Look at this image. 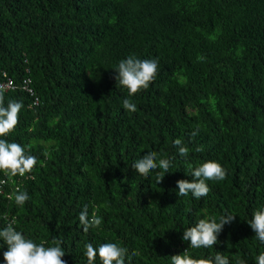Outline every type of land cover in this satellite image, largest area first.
Here are the masks:
<instances>
[{
    "label": "trees",
    "instance_id": "trees-1",
    "mask_svg": "<svg viewBox=\"0 0 264 264\" xmlns=\"http://www.w3.org/2000/svg\"><path fill=\"white\" fill-rule=\"evenodd\" d=\"M130 55L159 61L155 81L132 97L115 79ZM5 74L15 84L5 105L24 107L0 138L30 147L38 164L12 180L0 172V229L15 219L36 243L62 240L67 264H87L85 244L106 242L139 250L133 264H172L189 247L184 229L234 214L215 246L188 251L256 264L264 244L248 222L264 209V0H0V82ZM150 151L175 157L160 184L159 169L145 178L132 168ZM208 160L227 178L208 181L199 200L179 197L177 181ZM17 188L30 196L23 207L8 199ZM84 205L103 221L87 234ZM5 251L0 241V264Z\"/></svg>",
    "mask_w": 264,
    "mask_h": 264
},
{
    "label": "clouds",
    "instance_id": "clouds-1",
    "mask_svg": "<svg viewBox=\"0 0 264 264\" xmlns=\"http://www.w3.org/2000/svg\"><path fill=\"white\" fill-rule=\"evenodd\" d=\"M158 59H139L134 55L122 59L115 71L117 84L128 90V96L137 95L142 90H147L151 83L156 79L158 73ZM90 78L97 79V74L88 72ZM24 105L20 101L9 100L5 105V89L0 87V137H7L13 133L19 124V114ZM123 108L131 113L137 111V105L129 98L123 100ZM200 129H194L190 135L194 138L199 134ZM174 146L180 157H187L189 147L184 141L177 138ZM197 152L203 151V146L195 149ZM48 153L45 152V156ZM175 157L160 158L156 151L147 152L137 160L132 168L141 176L148 178L149 173L157 169V183L160 184L173 166ZM38 164V158L31 154L30 147L26 150L25 146L17 142H10L6 138H0V172L8 180L14 177H24L32 173ZM41 166L43 164L41 163ZM193 179H181L177 181L178 196L184 197L189 193L199 200L206 197L211 188L208 181L220 182L227 178V170L217 161L208 160L201 165L191 168ZM7 183L0 180V184ZM13 200L17 206L23 207L30 200L27 191L19 188L8 197ZM98 209L93 206L91 216L89 215L88 205H84L79 214V222L83 226L82 231L87 234L90 229H99L102 225V218L97 214ZM236 215L224 214L218 219L215 216H208L200 219L193 226L184 229L182 239L190 242L192 249L212 248L218 243V238L225 225L234 222ZM16 221L12 219L6 227L0 229V241L7 245V251L3 253L6 264H67L64 259L66 251L63 248V241L53 238L51 245L45 242L36 243L33 239L26 236L22 231L14 227ZM251 229L255 232L256 239L260 244H264V209H257L253 218L248 222ZM84 256L87 258V264H96L97 257L100 264H133L134 257L140 255L139 250L130 251L127 247L117 243L106 242L98 247L93 243L85 244ZM188 247V248H189ZM188 248L182 253L171 256L172 264H230L229 257L217 252L213 257L194 258L189 253ZM238 264H246V261L240 260ZM256 264H264V252L256 257Z\"/></svg>",
    "mask_w": 264,
    "mask_h": 264
},
{
    "label": "built area",
    "instance_id": "built-area-1",
    "mask_svg": "<svg viewBox=\"0 0 264 264\" xmlns=\"http://www.w3.org/2000/svg\"><path fill=\"white\" fill-rule=\"evenodd\" d=\"M4 82H0V87H3L6 91L12 90L15 87L14 81L9 78L6 74L4 75ZM25 90L31 94V97H34V91L33 89L30 88V81L26 80L25 81ZM39 105V100L37 99L35 102V106ZM3 185V184H1Z\"/></svg>",
    "mask_w": 264,
    "mask_h": 264
}]
</instances>
